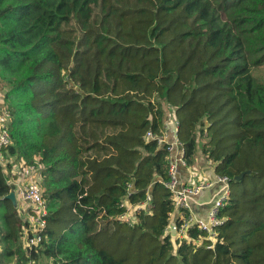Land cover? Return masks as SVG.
I'll list each match as a JSON object with an SVG mask.
<instances>
[{
	"label": "trees",
	"instance_id": "obj_1",
	"mask_svg": "<svg viewBox=\"0 0 264 264\" xmlns=\"http://www.w3.org/2000/svg\"><path fill=\"white\" fill-rule=\"evenodd\" d=\"M0 82V158L41 167L48 208L29 251L0 161V264H264V0H0ZM168 110L230 187L216 241L176 252ZM126 202L149 205L133 226Z\"/></svg>",
	"mask_w": 264,
	"mask_h": 264
},
{
	"label": "built area",
	"instance_id": "obj_2",
	"mask_svg": "<svg viewBox=\"0 0 264 264\" xmlns=\"http://www.w3.org/2000/svg\"><path fill=\"white\" fill-rule=\"evenodd\" d=\"M11 123V113L9 109L0 107V151L3 148L10 146L12 143L11 134L9 126ZM174 125H165V130H163L164 135L160 137L161 146H167L169 152V176L171 180L166 183V186L173 193V200L175 204L174 212L171 216V223L169 228L174 229L175 232H169V228L166 233L173 237V233L180 237L189 236V231L191 229H197L198 231L206 234L207 239L211 240L213 243L216 241L217 228L223 224V219L220 217L221 210L226 206L229 196L230 187L229 179L225 177H219L214 180L216 185L221 186V191L212 200V208L208 211L205 219L196 218L192 210L191 200L193 197L199 195L203 190L213 186L212 183H201L188 185H179L178 181V171L181 167L188 168V163L186 159L185 149L177 138L178 134V122H173ZM170 131V132H169ZM174 133V140L169 138L171 133ZM148 137L150 139H155L157 136L149 132ZM173 140V141H172ZM0 161L4 167L7 164H12V166H19V172L25 174H30L27 182L21 187L20 195L24 201L29 203L30 208L28 213V219L26 220L31 226L30 228H23L22 231V242L26 249L29 251L38 252L37 249L40 247L43 237L41 234L45 231L48 216L47 202L43 197V189L41 187V167L36 165H28L26 162L22 161V166L19 163L10 162L7 158L1 155ZM18 197V192H16ZM132 206V205H131ZM144 205L132 206L135 208V213L142 209ZM128 208V207H127ZM130 215L129 208L121 219L127 222L129 225L133 226L137 223L132 221V216ZM137 218V217H136ZM187 240V239H184ZM201 241H197L199 243ZM28 264H37L33 259H30Z\"/></svg>",
	"mask_w": 264,
	"mask_h": 264
},
{
	"label": "crops",
	"instance_id": "obj_3",
	"mask_svg": "<svg viewBox=\"0 0 264 264\" xmlns=\"http://www.w3.org/2000/svg\"><path fill=\"white\" fill-rule=\"evenodd\" d=\"M172 136L174 140L173 132L171 133V138ZM202 156L203 157L201 158H197V156L195 157V163L190 166L192 167V170L190 168L181 167L178 171L177 176H178V181H179L180 186H183V185L191 186L194 184H198L199 182L201 183H212L213 182L212 183L213 186L203 190L202 192L199 193L198 196L193 197L191 200L192 210L195 214V217L200 218V219L201 218L205 219L208 211L211 210L212 208L213 198L217 195L218 192L221 191V186L216 185L214 182V180L217 178L218 175L215 173V168L212 164L213 162L211 163V161L207 160L204 155ZM7 159L10 162L19 163L20 166H22V163L20 162L24 161L22 159L16 160V158L14 157H8ZM203 159H205L206 161ZM10 166L12 165H9V167ZM12 167H13V170L11 173L9 185H14L16 192H18L17 199H18L19 207L17 209L19 211L20 216L23 218L24 221H26L28 219V213H29L28 209L30 208L29 206L30 204L22 199L20 195V191H21V187L27 182L28 178L30 177V174L28 175L23 172H19V166L17 167L12 166ZM4 172L7 175L8 173L10 174L11 171H9L8 168H5ZM0 250H1V247H0ZM45 260H46V263L52 264L51 260H48V259H45Z\"/></svg>",
	"mask_w": 264,
	"mask_h": 264
},
{
	"label": "rangeland",
	"instance_id": "obj_4",
	"mask_svg": "<svg viewBox=\"0 0 264 264\" xmlns=\"http://www.w3.org/2000/svg\"><path fill=\"white\" fill-rule=\"evenodd\" d=\"M8 92V88L5 87L4 84H2L0 82V107L2 108H8V104L6 102V94ZM176 116H175V112L174 110H168L167 113H166V124H169L171 126L174 125L173 122L177 123V119H175ZM169 138H171V135H169ZM201 149L200 147L198 148V152H197V158H201L203 157V153L201 155ZM17 160V159H16ZM205 160V159H203ZM206 161V160H205ZM204 162V161H203ZM17 163V162H15ZM195 163V161H194ZM212 163V162H211ZM205 164V163H204ZM214 168L216 169V165L214 163H212ZM188 168H190L192 170V167H190V165H188ZM198 172V170H197ZM196 173V172H195ZM197 174V173H196ZM41 182H42V179H39ZM42 187V186H41ZM219 193V192H218ZM126 205L127 207L129 208V213L130 215L132 216V221H136L137 218H136V213H135V208H133L128 202H126ZM143 208H145V210H148L149 209V205H144ZM129 214L127 216H130ZM170 229V228H169ZM169 232H175L174 229H170ZM168 234V232L166 233V235ZM184 239H187L189 240V236H184V237H180V236H177L175 233H173V237H172V242L174 244V248H175V251L176 252V249L178 247V245L184 240ZM46 258H41V262H38L37 264H49V263H46Z\"/></svg>",
	"mask_w": 264,
	"mask_h": 264
},
{
	"label": "water",
	"instance_id": "obj_5",
	"mask_svg": "<svg viewBox=\"0 0 264 264\" xmlns=\"http://www.w3.org/2000/svg\"><path fill=\"white\" fill-rule=\"evenodd\" d=\"M246 174H251V171L248 170V171L242 173L241 175L237 176L234 180L235 181H239V180L243 179ZM10 188H11V191H10V193L8 195L5 196V199L10 200L13 203L14 207L18 208L19 207V203H18V199H17L15 186L14 185H10Z\"/></svg>",
	"mask_w": 264,
	"mask_h": 264
}]
</instances>
